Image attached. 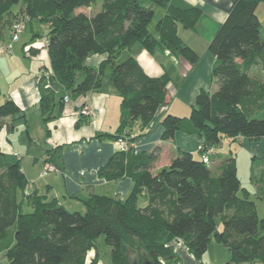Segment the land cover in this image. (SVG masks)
I'll use <instances>...</instances> for the list:
<instances>
[{"label":"trees","instance_id":"16d2710c","mask_svg":"<svg viewBox=\"0 0 264 264\" xmlns=\"http://www.w3.org/2000/svg\"><path fill=\"white\" fill-rule=\"evenodd\" d=\"M98 2L100 10L92 16L77 12ZM261 2H235L206 48L214 58L211 78L216 89L199 92L187 118L166 115L162 140H172L176 133L194 136L202 141L201 156L226 138L264 139V83L250 75L254 67L264 71L256 14ZM156 8L164 15L152 34L148 27ZM21 16L47 26L50 67L66 96L98 91L110 67L109 83L121 99L115 141L130 134L133 123H151L171 81L166 73L148 76L133 56L136 49L150 55L168 51L191 66L199 61L177 29H193L202 11L176 7L171 0H0V35ZM92 55L107 59L98 68L88 67L86 60ZM38 90L40 114L47 124L63 98L56 103L55 93L42 80ZM19 114V107L5 100L0 104V128L4 119ZM161 152L159 147L140 154L131 148L125 154L117 151L98 174L107 182L131 179L132 193L125 201L92 195L84 202L83 214L25 195L27 182L18 162L1 170L0 264H86L87 253L100 237L111 250L112 264H142L146 259L178 264L170 247L174 240L182 241L200 261L212 238L228 249L227 264H264V219L258 218L254 201L241 188L236 159H225L214 172L201 158L179 151L167 168L153 175ZM142 191L149 201L138 208ZM130 252L137 254V261L130 260ZM97 263L96 254L88 264Z\"/></svg>","mask_w":264,"mask_h":264},{"label":"crops","instance_id":"0c3cea01","mask_svg":"<svg viewBox=\"0 0 264 264\" xmlns=\"http://www.w3.org/2000/svg\"><path fill=\"white\" fill-rule=\"evenodd\" d=\"M236 1L171 0V3L180 8H200L202 17L196 26H200L201 22L207 19L215 20L214 33H216L217 27L223 23ZM32 22L47 29L48 32L46 25L35 19L31 20L29 22L31 40L19 48L17 46H19L20 38H18L13 44V49L15 47L19 50L17 49L13 54L12 49L10 54L0 55L2 76L13 78V81L18 78L19 81L11 82L10 92L7 93H4L0 86L1 101L4 103L5 100H11L20 109L18 116L2 121L0 159L3 158L6 161L10 157L18 159L17 162L27 182L25 195H35L43 197L46 202H56L69 212L83 213L84 202L92 195L125 201L133 191L134 182L129 178L107 182L98 174L99 169L106 165L117 152L114 137L119 131L121 119V99L109 83L110 67L105 68L102 86L98 91L88 92L76 98L71 97L69 102L57 105L53 113L54 119L44 124L39 108L40 81H44L46 86L53 90L56 103L68 95V92L53 75L46 49V38L43 46H37L32 40L36 36ZM9 33L10 31L7 30L6 38L4 34L0 35V44L8 41ZM21 33L23 34V31ZM214 33L210 38H202V52H199V61L194 66L168 51L159 50L154 55H150L144 50L136 49L133 53L134 58L148 76L158 77L166 73L171 78L167 86L165 102L151 123L147 127L133 123L130 128V134H135V138L129 144L135 154L150 153L156 147L162 150L158 161L151 169L153 175L167 168L179 151L200 155L202 141L194 136L176 133L172 140H162L161 121L166 115L187 118L186 115L189 111L191 112L198 93L201 91L212 93L216 89L215 81L211 78L214 58L206 51ZM28 49L31 50L28 51ZM106 59V55H92L87 58L86 65L98 68ZM22 60H27L25 62H29L28 65ZM8 69L12 70L10 75L7 73ZM250 75L260 80V77L264 76V71L260 67H254ZM81 110H89L90 116H81ZM16 132H20L21 135L14 137ZM13 141L20 147L22 145L24 160L21 161L22 157L12 153ZM223 143L211 148L210 164L207 166L212 171L215 172L222 161L233 157V152L239 150L252 155L254 164L261 167L264 172V139L250 141L236 137L226 138ZM225 151H228V156L221 155ZM8 161L16 163L10 159ZM47 165L57 167L58 172L42 175ZM252 181L261 186L256 196L259 200H264V173L258 179L252 176ZM241 188L247 192L250 200V192L246 188ZM148 201L147 192L142 191L137 200L138 208L147 206ZM25 210L29 212L30 208L26 207ZM170 247L178 257V264L228 263L226 260L224 262L217 260L214 252L211 251L213 249H207L202 259L197 261L182 241L174 240L170 243Z\"/></svg>","mask_w":264,"mask_h":264},{"label":"rangeland","instance_id":"374dc122","mask_svg":"<svg viewBox=\"0 0 264 264\" xmlns=\"http://www.w3.org/2000/svg\"><path fill=\"white\" fill-rule=\"evenodd\" d=\"M100 6L101 4L98 2L95 5L91 6L90 8H85V9H80L77 12H83L89 16H92L93 14H95L96 12H98L100 10ZM20 8V4L14 6L12 8L13 12H17ZM256 14L257 17L259 19L260 22V33H261V37L262 40L264 42V2H261L259 4V6L257 7L256 10ZM164 15V12L162 9L160 8H156L154 10V16L153 19L148 27L150 33L154 34V27L157 23V21ZM22 17V16H21ZM20 19H23L20 18ZM202 21V20H201ZM32 26H33V32L36 36H34L32 38V40L34 41V43L37 46H43L44 45V40L47 36V29L45 30V28H43L42 26H40L39 24L32 22ZM216 28V22L215 20H204L203 22H201L200 26H195L194 29H184L182 26H178V36L179 38L190 48H193L196 52L201 53L202 52V38L205 39L206 37L210 38V36L212 35V33H214V29ZM219 27H217L216 30H218ZM30 25L28 21H25L24 23V28H23V34L21 33L19 35L20 41H19V46L17 47H21L24 44H26L27 42H29V40H31V35H30ZM217 32V31H215ZM7 34V31H6ZM6 34H4V38H6ZM215 34V33H214ZM16 45V44H15ZM18 48L13 49V54L17 51ZM19 50V49H18ZM21 57V56H20ZM22 61H27V60H22ZM26 65H28L29 62H25ZM108 71V69L106 70ZM16 72V70H15ZM8 75H10L12 73L11 69L7 70ZM16 74V73H15ZM15 76V75H14ZM10 77V76H9ZM4 78V79H3ZM260 80H262L264 82V76L260 77ZM18 78L16 81H13V78H5L2 76V72L0 70V86L2 87V89L4 90V93L10 92V86H11V82H15L17 83ZM19 82V81H18ZM4 87V88H3ZM2 100V95L0 96V104H2L3 101ZM177 106V105H176ZM190 114L189 113L186 115V117H188ZM21 133L20 132H16L14 134V137H18L20 136ZM224 146V143H223ZM22 147V145H21ZM17 142L13 141V151L12 153H16L18 156L22 157L21 161L24 160V151L21 148ZM209 150L212 149H208L205 153H208ZM212 153H208L209 159ZM229 155L228 151L222 152L221 155L224 156ZM202 155V154H201ZM195 159H199L200 155L199 154H193ZM232 156L234 158L237 159V167H238V178L240 180V185L243 188H246L249 192H250V200L254 201L257 205V213H258V218L260 220L264 219V200H259L257 195L258 190L261 188V186L256 185L253 181H252V176L256 177L257 179L260 178V176H262L263 171L261 170V167H257V165L254 164V160L252 155H250L249 153L245 152V151H235L233 152ZM12 160L13 162H17L18 159L16 158H8L7 161L3 160V158L0 159V171L3 170L4 168H6L7 166L13 164L10 163V161L8 160ZM218 159V157L216 158ZM209 165V164H208ZM25 211V210H24ZM74 212H78L79 211H74ZM83 212V211H82ZM83 214V213H82ZM222 229V226L220 225V230ZM208 249H213L211 250L212 252H214V256L215 258H217V260L224 262L226 260L229 261L228 259L229 257V251L228 249L221 244H218L215 242V240L212 238V241L210 242ZM110 253L111 250L110 248L104 243V238L100 237L95 244V248H93L92 250H90L87 253L86 256V264H88L91 259L97 254V259H98V263L97 264H112L111 262V257H110ZM129 258L132 262L137 261V254L136 253H132L130 252L129 254ZM207 264H211V263H207ZM225 264V263H224Z\"/></svg>","mask_w":264,"mask_h":264},{"label":"built area","instance_id":"2783aa9c","mask_svg":"<svg viewBox=\"0 0 264 264\" xmlns=\"http://www.w3.org/2000/svg\"><path fill=\"white\" fill-rule=\"evenodd\" d=\"M26 19H20L18 18L17 21L12 25L9 33V39L7 42L0 44V55H7L12 52L13 44L17 42L19 38V34L23 31L24 23ZM70 97L65 96L63 98V103L69 102ZM81 116L89 117L90 111L89 110H81L80 112ZM135 138V134H127L126 136H122L116 139L115 145L117 148V151L120 153H127L130 150V141ZM229 141V140H227ZM208 153H212V150H209ZM208 153L201 155V160L205 165L210 164V159L208 156ZM50 172H58V168L52 165L45 166L42 175H46Z\"/></svg>","mask_w":264,"mask_h":264},{"label":"water","instance_id":"95a60500","mask_svg":"<svg viewBox=\"0 0 264 264\" xmlns=\"http://www.w3.org/2000/svg\"><path fill=\"white\" fill-rule=\"evenodd\" d=\"M142 264H153V263L146 259V260H144V261L142 262Z\"/></svg>","mask_w":264,"mask_h":264}]
</instances>
